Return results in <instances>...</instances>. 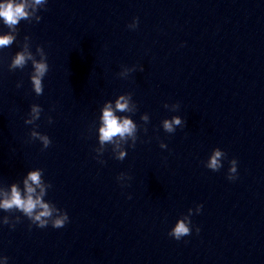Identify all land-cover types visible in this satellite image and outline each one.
I'll use <instances>...</instances> for the list:
<instances>
[{
	"label": "water",
	"instance_id": "95a60500",
	"mask_svg": "<svg viewBox=\"0 0 264 264\" xmlns=\"http://www.w3.org/2000/svg\"><path fill=\"white\" fill-rule=\"evenodd\" d=\"M29 11L12 28L0 21L13 36L0 46V189L39 169L43 199L69 220L29 227L0 209L5 264H264V0H42ZM20 51L47 64L40 94L32 60L12 65ZM106 102L133 120L132 136L100 142ZM32 104L40 115L25 123ZM173 115L184 123L167 132ZM183 216L200 231L176 240L168 230Z\"/></svg>",
	"mask_w": 264,
	"mask_h": 264
},
{
	"label": "clouds",
	"instance_id": "9594fccd",
	"mask_svg": "<svg viewBox=\"0 0 264 264\" xmlns=\"http://www.w3.org/2000/svg\"><path fill=\"white\" fill-rule=\"evenodd\" d=\"M42 0H0V21L6 24L9 28L17 25L21 19H26L31 12L29 9L35 10L36 5L41 4ZM137 19L133 17V23L128 27H136ZM13 40V36L8 32L0 33V46L8 45ZM32 60L33 74L31 75V81L34 90L37 94L42 92L41 78L47 70V64L43 59L37 61L33 59L32 54L27 51H20L15 54L12 59L13 66H23L27 60ZM142 70V69H141ZM167 106V105H165ZM115 109L121 111L128 110V99L124 95H120L115 100ZM41 108L39 105H30L31 116L26 118L25 123H31L40 115ZM147 119V117H144ZM101 124L98 128V139L101 143L104 141H111L113 137L119 136L124 138L132 136L135 132L136 125L133 120L127 116L116 115L112 103L106 102L104 108L101 110L100 116ZM184 123L183 119L179 115H173L171 119L165 118L162 121V127L167 132H174V125H181ZM33 136H39L44 142L45 146L49 143L46 136H41L37 132L32 133ZM126 155L124 151H120L118 156L123 158ZM224 155V152L220 148H214L207 160L206 166L213 171L222 167L220 157ZM237 175V160L233 157L229 162L226 178L228 180L236 179ZM23 188L13 183L9 185L8 189H0V209L7 212L11 209H16L22 213L29 221L31 227L32 224L36 227H45L51 225L53 228H60L65 225L69 220L68 213L57 209L55 206H51L46 202L43 197L45 195V186L41 181V173L39 169L29 170L23 178ZM128 198H131L130 195ZM202 205L197 204L196 209L199 213ZM191 212V209H189ZM55 213V215H53ZM0 223L8 224L9 220L7 216L0 219ZM9 228H14L13 225H9ZM192 230L197 233L200 231L199 226L192 224V221L188 216L177 218L175 223L169 228L168 235L176 240L188 235ZM8 259L7 256H0V264H5Z\"/></svg>",
	"mask_w": 264,
	"mask_h": 264
}]
</instances>
